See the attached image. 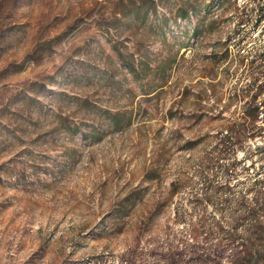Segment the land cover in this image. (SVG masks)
Segmentation results:
<instances>
[{
    "label": "rangeland",
    "instance_id": "rangeland-1",
    "mask_svg": "<svg viewBox=\"0 0 264 264\" xmlns=\"http://www.w3.org/2000/svg\"><path fill=\"white\" fill-rule=\"evenodd\" d=\"M258 1L0 0V264H256Z\"/></svg>",
    "mask_w": 264,
    "mask_h": 264
},
{
    "label": "trees",
    "instance_id": "trees-1",
    "mask_svg": "<svg viewBox=\"0 0 264 264\" xmlns=\"http://www.w3.org/2000/svg\"><path fill=\"white\" fill-rule=\"evenodd\" d=\"M255 11L257 13V19H256V26H258L262 20H264V5L261 1H258L255 5ZM242 21H239L236 25V29H241ZM243 62V60L241 61ZM249 69L251 70L249 72L250 75H253V84L252 86L255 87L254 96L247 104V107L244 109V122L238 126L237 131H245V129H248L251 133V137H256L258 135H262L263 127L258 126L257 122L259 117L262 115L264 119V98L260 101L259 96L264 93V80H262L264 76V53L259 54L257 53L254 58L248 63ZM230 134V133H229ZM232 134V132H231ZM227 139L225 138V141ZM225 146L223 147V150H221V154L224 155L225 153ZM151 179V178H150ZM178 189L177 183L173 181L171 183V192H176ZM148 188H145L142 193L146 192ZM261 208H259L260 211L256 209L249 210L247 212L248 216H251L254 220L252 227H250L247 231L250 232L249 237L245 240L246 243H249L250 250L246 252L245 256L242 258L244 261H254L256 264H261L264 262V250H256V245L254 246L255 241H260L263 244L264 241V225L262 221L259 220L258 212H261L264 214V201L261 203ZM238 224V221H237ZM257 234L256 239H252V235ZM253 240V243L250 242ZM251 244V245H250ZM261 244V245H262ZM239 264H245L243 262H240Z\"/></svg>",
    "mask_w": 264,
    "mask_h": 264
},
{
    "label": "crops",
    "instance_id": "crops-1",
    "mask_svg": "<svg viewBox=\"0 0 264 264\" xmlns=\"http://www.w3.org/2000/svg\"><path fill=\"white\" fill-rule=\"evenodd\" d=\"M149 180H150V178H149Z\"/></svg>",
    "mask_w": 264,
    "mask_h": 264
}]
</instances>
